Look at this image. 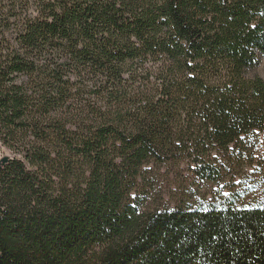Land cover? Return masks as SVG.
<instances>
[{"label": "trees", "instance_id": "16d2710c", "mask_svg": "<svg viewBox=\"0 0 264 264\" xmlns=\"http://www.w3.org/2000/svg\"><path fill=\"white\" fill-rule=\"evenodd\" d=\"M263 59L264 0H0V264H264Z\"/></svg>", "mask_w": 264, "mask_h": 264}, {"label": "rangeland", "instance_id": "374dc122", "mask_svg": "<svg viewBox=\"0 0 264 264\" xmlns=\"http://www.w3.org/2000/svg\"><path fill=\"white\" fill-rule=\"evenodd\" d=\"M248 78L258 77L264 83V59L260 65L252 72L248 73ZM8 153L0 149V159ZM261 154H255L256 161L252 166L245 167L240 175L235 178L234 183L238 187L233 189V195L237 196L241 202L248 203L251 200L258 201L261 197L262 177H261ZM152 177L151 195L149 202L158 204L166 203L170 206L179 204H193L194 201L216 199L218 194H228L224 188L223 181L218 184L199 183L192 180L184 164L178 168H160L158 172L150 174Z\"/></svg>", "mask_w": 264, "mask_h": 264}, {"label": "water", "instance_id": "95a60500", "mask_svg": "<svg viewBox=\"0 0 264 264\" xmlns=\"http://www.w3.org/2000/svg\"><path fill=\"white\" fill-rule=\"evenodd\" d=\"M6 161V159H2V162H5Z\"/></svg>", "mask_w": 264, "mask_h": 264}]
</instances>
